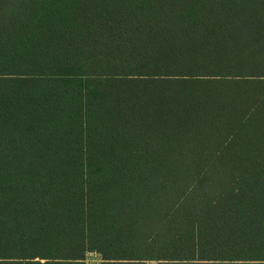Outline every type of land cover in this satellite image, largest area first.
I'll return each instance as SVG.
<instances>
[{
  "label": "trees",
  "instance_id": "16d2710c",
  "mask_svg": "<svg viewBox=\"0 0 264 264\" xmlns=\"http://www.w3.org/2000/svg\"><path fill=\"white\" fill-rule=\"evenodd\" d=\"M264 264V0H0V264Z\"/></svg>",
  "mask_w": 264,
  "mask_h": 264
},
{
  "label": "rangeland",
  "instance_id": "374dc122",
  "mask_svg": "<svg viewBox=\"0 0 264 264\" xmlns=\"http://www.w3.org/2000/svg\"><path fill=\"white\" fill-rule=\"evenodd\" d=\"M100 262V256L98 254L90 253L87 255V264H96ZM147 264H156V262H148Z\"/></svg>",
  "mask_w": 264,
  "mask_h": 264
}]
</instances>
